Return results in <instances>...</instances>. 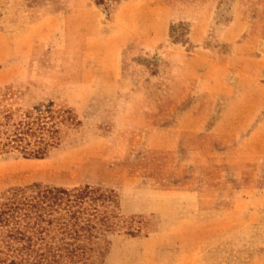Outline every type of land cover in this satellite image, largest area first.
Here are the masks:
<instances>
[{"label":"rangeland","instance_id":"rangeland-1","mask_svg":"<svg viewBox=\"0 0 264 264\" xmlns=\"http://www.w3.org/2000/svg\"><path fill=\"white\" fill-rule=\"evenodd\" d=\"M254 73L264 0H0V201L114 192L104 264H262L264 175L230 165L250 140L224 131L257 99ZM37 118L58 146L2 151Z\"/></svg>","mask_w":264,"mask_h":264},{"label":"trees","instance_id":"trees-1","mask_svg":"<svg viewBox=\"0 0 264 264\" xmlns=\"http://www.w3.org/2000/svg\"><path fill=\"white\" fill-rule=\"evenodd\" d=\"M39 119L21 121L5 134L2 151L46 157L60 140ZM117 212L114 192L89 185L6 191L0 201V264H104L107 234L123 227Z\"/></svg>","mask_w":264,"mask_h":264},{"label":"crops","instance_id":"crops-1","mask_svg":"<svg viewBox=\"0 0 264 264\" xmlns=\"http://www.w3.org/2000/svg\"><path fill=\"white\" fill-rule=\"evenodd\" d=\"M252 75L258 79V85L255 87L258 91L254 93L257 99L247 105V108H241L242 104L241 106L238 104L241 109L237 114L244 115H236L232 121L229 119L231 124L229 128L224 131L230 135L234 145H237L240 134H247V136L244 137L247 143L250 140L248 144L250 145L249 147L248 145L247 147L234 146V155L232 156V160L228 161L230 165L250 166L254 172L264 175V75L261 73H254ZM228 108H236V105H229ZM261 247L262 251L258 254L260 261L264 264V245H261Z\"/></svg>","mask_w":264,"mask_h":264}]
</instances>
